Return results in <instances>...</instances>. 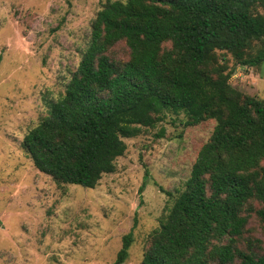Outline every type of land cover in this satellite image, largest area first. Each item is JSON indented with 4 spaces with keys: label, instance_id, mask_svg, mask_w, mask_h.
Here are the masks:
<instances>
[{
    "label": "trees",
    "instance_id": "obj_1",
    "mask_svg": "<svg viewBox=\"0 0 264 264\" xmlns=\"http://www.w3.org/2000/svg\"><path fill=\"white\" fill-rule=\"evenodd\" d=\"M120 41L127 59L113 53ZM238 66H264V0L108 1L65 91L22 145L57 182L94 188L115 171L124 138L167 112L183 113L186 126L213 119L142 264H264L235 244L252 201L264 220V98L231 83ZM133 241V231L123 236L113 264L125 263Z\"/></svg>",
    "mask_w": 264,
    "mask_h": 264
},
{
    "label": "rangeland",
    "instance_id": "obj_2",
    "mask_svg": "<svg viewBox=\"0 0 264 264\" xmlns=\"http://www.w3.org/2000/svg\"><path fill=\"white\" fill-rule=\"evenodd\" d=\"M108 1L115 0H0V264H113L130 231L124 264H142L153 230L212 135L215 120L186 126L183 113L167 112L156 126L124 138L115 171L94 188L57 182L34 165L23 138L65 91ZM113 53L127 59L129 48L120 41ZM232 72L234 86L264 98V66ZM251 203L235 244L264 254L261 204Z\"/></svg>",
    "mask_w": 264,
    "mask_h": 264
}]
</instances>
